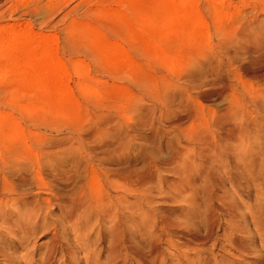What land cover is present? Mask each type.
<instances>
[{"label": "rangeland", "instance_id": "obj_1", "mask_svg": "<svg viewBox=\"0 0 264 264\" xmlns=\"http://www.w3.org/2000/svg\"><path fill=\"white\" fill-rule=\"evenodd\" d=\"M248 25L251 30L257 28L258 40L255 35L239 36ZM260 40L264 44V0H0V157L8 152L2 149L26 147L39 152L43 157L38 176L43 179V172L50 176L55 171L58 175L75 174L77 160L94 150L89 152L94 161L124 171L113 176L119 195L117 210L131 216L132 227L140 222L135 210H150L177 220L188 210H199L203 197L198 189L184 193L181 185L174 186L181 183L176 175L189 166L192 157L188 152L186 160L184 153L178 162L170 159L172 148L184 139L172 128L173 121L188 122L187 106L195 105L189 99L184 102L182 85L198 84L191 92L206 96L201 105L211 111L223 107L225 98L218 93L222 84L209 81L200 85L206 74L197 63L206 56L223 57L225 64L219 65L217 72L224 79L239 73V65L264 72V62L245 61L246 47L261 44ZM261 78L264 81V75L250 81L255 84ZM169 141L172 146H168ZM237 143L236 139L230 146ZM52 148L59 153L49 160L44 150ZM63 155L69 159L54 160L64 159ZM148 163L158 168L153 170V182L147 187L153 191L147 193L150 199L146 202L142 194L128 188L125 177L129 167L131 175H142ZM99 180L94 183L96 191L101 183L107 185L104 178ZM59 182L63 190L73 187L72 178ZM225 186L229 187L227 182ZM253 199V190L240 188L234 194L241 209L252 205ZM110 205L105 199L104 209ZM199 206L201 209L203 203ZM48 217L54 219L53 215ZM73 220L61 225L70 239L74 234L68 228L77 222ZM220 225L224 226L222 218ZM39 231L35 257L50 236L45 229ZM219 232L218 240L228 243ZM141 247L148 252L149 243L141 242ZM30 250H22L21 260L31 256ZM159 251L161 254L152 255H160L156 263L182 261L172 247L160 245ZM101 257H106L105 253ZM131 257L127 256L126 264H139ZM247 261L250 259L238 264Z\"/></svg>", "mask_w": 264, "mask_h": 264}, {"label": "bare ground", "instance_id": "obj_2", "mask_svg": "<svg viewBox=\"0 0 264 264\" xmlns=\"http://www.w3.org/2000/svg\"><path fill=\"white\" fill-rule=\"evenodd\" d=\"M243 29L241 33L238 30L241 38L255 35L254 38L259 39L260 36L256 38L259 33L257 31L256 34L257 28L254 31L248 25V30ZM228 38L227 41H230ZM253 44L246 47L245 61L252 64L264 62V44L262 41L261 44ZM215 54L214 51V57ZM210 57L200 58L201 61L197 60V56L194 58L199 61L197 64L201 66H198L202 67L206 74L205 81L200 85L219 81L222 86L218 93L221 97L224 96L225 105L211 111L207 105H201V101H206V96L191 92L195 86H199L198 84L182 85L185 93L184 97L182 96L185 100L183 101L189 99V102L191 100L195 105L187 106L188 122L183 120L187 122L186 125L179 120L178 123L173 121L172 126L174 130L177 128L180 131L184 141L179 140L176 147L172 148L171 161L182 160L183 153V159L185 154L187 157L192 156L191 159L188 158L191 163L187 159L190 164L185 166V170L182 169L183 172L175 169V173L178 172L176 179L181 183L174 186L181 185L179 189L184 188V193L192 190L196 192L197 189L199 193L202 192V200L197 206L199 210H188L177 220L158 216L150 210H135L141 225L138 223L137 227H132L131 216L121 214L117 210L119 195L113 176H118L124 171L118 172L115 167L94 161L89 153L94 150L86 152L88 156L84 157L85 161L83 158L84 163L77 160L75 174L71 172L58 175L55 171L51 172L53 176H50L43 172L44 178L41 179L38 176L42 172L39 160L43 155L26 147L2 149L8 151L0 157L2 264H126L127 256H132L139 264H163L154 262L160 255H155V259L152 257L155 253L161 254L160 245L175 249V256L181 257L182 261L177 259L180 263L184 262L183 264H238L244 259H250L246 264H264V81L262 78L255 81V84L250 81L264 75V72H252L239 65V73L233 74L232 79L229 76L224 79L220 72H217V67L225 64L223 57ZM188 78L190 82L191 79ZM236 139L239 143L231 147L230 143ZM168 146H172L171 142ZM44 151L48 159L59 153L55 148ZM63 157L64 159L54 160L62 162L69 159H66L67 156ZM195 157L198 160H195ZM232 158L237 159L235 161ZM148 164L145 173L137 176L131 175V167L127 168L125 177L130 183L128 188L142 194L146 202L150 199L148 192L151 190L147 187L153 182V170L158 168L155 164ZM193 172L195 177L190 178ZM68 178L73 179V187L63 190L59 181ZM102 178L107 185L104 187L101 183L96 191L94 183ZM225 182L229 187L225 186ZM240 188L244 192L253 190L254 193L253 204H248L246 209L239 208L234 201V194ZM105 199L111 202L107 209L103 207ZM201 203L203 207L200 209ZM49 215H53L54 219H50ZM132 217L134 218L133 215ZM73 218H76L77 222ZM221 218L224 226L220 225ZM71 220L76 222L68 228L74 234L72 239L67 236V229L61 226L68 221L71 223ZM43 229L50 232V236L44 250L39 257H35L36 234ZM218 229L222 231L219 232L221 235L227 237L225 240L228 243L218 240ZM251 230L254 233H250ZM256 237L259 238L258 245L255 243ZM141 242L149 243L148 252H144L143 247L139 248ZM26 249H31V256L23 258V261L21 254L22 250ZM102 252L106 257H101ZM180 263L177 261L175 264Z\"/></svg>", "mask_w": 264, "mask_h": 264}]
</instances>
